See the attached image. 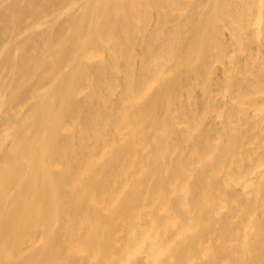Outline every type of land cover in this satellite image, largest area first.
<instances>
[{"label": "bare ground", "instance_id": "obj_1", "mask_svg": "<svg viewBox=\"0 0 264 264\" xmlns=\"http://www.w3.org/2000/svg\"><path fill=\"white\" fill-rule=\"evenodd\" d=\"M0 264H264V0H0Z\"/></svg>", "mask_w": 264, "mask_h": 264}]
</instances>
